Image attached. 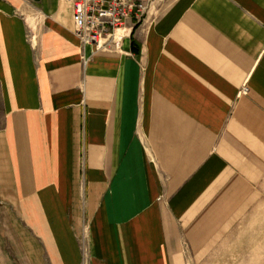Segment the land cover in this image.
I'll use <instances>...</instances> for the list:
<instances>
[{"label":"crops","instance_id":"crops-1","mask_svg":"<svg viewBox=\"0 0 264 264\" xmlns=\"http://www.w3.org/2000/svg\"><path fill=\"white\" fill-rule=\"evenodd\" d=\"M118 31L0 0V264H264V0Z\"/></svg>","mask_w":264,"mask_h":264},{"label":"built area","instance_id":"built-area-1","mask_svg":"<svg viewBox=\"0 0 264 264\" xmlns=\"http://www.w3.org/2000/svg\"><path fill=\"white\" fill-rule=\"evenodd\" d=\"M71 6L73 31L83 65L97 52L118 48L116 32L130 21L138 23L154 0H65ZM88 49V52H87Z\"/></svg>","mask_w":264,"mask_h":264},{"label":"rangeland","instance_id":"rangeland-1","mask_svg":"<svg viewBox=\"0 0 264 264\" xmlns=\"http://www.w3.org/2000/svg\"><path fill=\"white\" fill-rule=\"evenodd\" d=\"M161 9H162V5H157L155 6L152 10H151V13L149 15V18H152V17H157L159 15V13L161 12ZM147 17V14L142 18L141 21H139L138 23H135V22H132L130 21L129 23H133V24H136V25H139V24H142L144 22V20L146 19Z\"/></svg>","mask_w":264,"mask_h":264},{"label":"bare ground","instance_id":"bare-ground-1","mask_svg":"<svg viewBox=\"0 0 264 264\" xmlns=\"http://www.w3.org/2000/svg\"><path fill=\"white\" fill-rule=\"evenodd\" d=\"M119 33H121L120 31H118L117 33H116V37L115 38H118V36H119Z\"/></svg>","mask_w":264,"mask_h":264}]
</instances>
